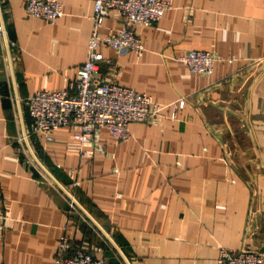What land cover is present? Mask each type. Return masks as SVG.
Instances as JSON below:
<instances>
[{
	"label": "crops",
	"instance_id": "crops-1",
	"mask_svg": "<svg viewBox=\"0 0 264 264\" xmlns=\"http://www.w3.org/2000/svg\"><path fill=\"white\" fill-rule=\"evenodd\" d=\"M26 1L0 0V264H54L61 234L117 264L44 171L128 264H216L220 249L264 251V0H164L170 9L157 23L133 28L141 53L100 47L111 64L100 66L102 81L113 74L166 108L129 124L125 142L94 130L84 147L72 127L48 142L18 139L29 132L26 100L74 83L91 0H58L53 24L26 18ZM121 26L110 15L98 35ZM189 51L219 58L211 76L175 61ZM179 100L185 107L172 120Z\"/></svg>",
	"mask_w": 264,
	"mask_h": 264
},
{
	"label": "built area",
	"instance_id": "built-area-1",
	"mask_svg": "<svg viewBox=\"0 0 264 264\" xmlns=\"http://www.w3.org/2000/svg\"><path fill=\"white\" fill-rule=\"evenodd\" d=\"M91 5V29L85 45V57L76 70L74 83L68 91H38L26 100L29 132L22 134L18 142L25 143L29 136H39L48 142L51 132L70 127L77 130L71 140L80 147L90 143L94 130H103L112 140L125 142L129 138V124L149 122L166 108L145 94L117 85L112 73L107 80L102 81L100 66L111 64L102 58L98 50L106 47L117 53H141L143 46L133 28H147L157 23L164 12L170 9L169 4L164 0H91ZM61 15L58 0H27L24 6L26 18L38 19L47 24H53ZM110 15L118 16L121 28L99 36L98 30L103 20ZM3 42L4 28L0 21V43ZM175 61L185 65L194 75L211 76L219 58L210 52L189 51ZM232 61L228 60L229 63ZM184 107L183 100L171 106L170 119L173 120L175 112ZM64 198L68 210L77 209L71 196L64 195ZM5 220V215L0 211V228ZM97 254H100L98 249L92 253L84 245L73 247L66 235L61 234L54 250V264H109ZM115 260L117 264H125L117 253ZM216 264H264V251L220 249Z\"/></svg>",
	"mask_w": 264,
	"mask_h": 264
},
{
	"label": "water",
	"instance_id": "water-1",
	"mask_svg": "<svg viewBox=\"0 0 264 264\" xmlns=\"http://www.w3.org/2000/svg\"><path fill=\"white\" fill-rule=\"evenodd\" d=\"M52 182L53 184L67 197L70 198V196L66 193V191L57 183L55 182L51 176L47 173V172H43ZM72 202L75 204L76 208L87 218V220L106 238V240L109 242V244L113 247V249L116 251V253L118 254V256L120 257V259L125 263L128 264L126 262V260L124 259V257L120 254V252L113 246V244L111 243V241L107 238V236L97 227V225L88 218V216H86V214L80 209V207L72 200Z\"/></svg>",
	"mask_w": 264,
	"mask_h": 264
},
{
	"label": "rangeland",
	"instance_id": "rangeland-1",
	"mask_svg": "<svg viewBox=\"0 0 264 264\" xmlns=\"http://www.w3.org/2000/svg\"><path fill=\"white\" fill-rule=\"evenodd\" d=\"M45 178V177H44Z\"/></svg>",
	"mask_w": 264,
	"mask_h": 264
}]
</instances>
